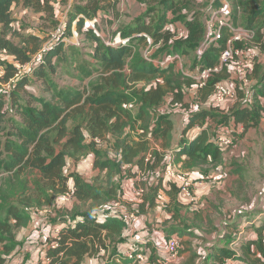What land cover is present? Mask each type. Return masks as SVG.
<instances>
[{
    "label": "trees",
    "instance_id": "16d2710c",
    "mask_svg": "<svg viewBox=\"0 0 264 264\" xmlns=\"http://www.w3.org/2000/svg\"><path fill=\"white\" fill-rule=\"evenodd\" d=\"M118 1L86 0L85 4L79 5V9L75 10L74 18L67 25L69 35L72 34L71 22L75 21L77 31L86 33L94 41L93 57L98 62L99 81L94 85L92 93L84 94L79 91L69 93L68 97H63L61 100V106L40 97H33L32 101L20 103L21 98L18 97L16 91L25 88L26 82L24 78H21L15 84V90L7 101L4 100L2 93L0 95V151L5 152V161L2 159L0 169L5 174L14 176L28 171L36 172L37 176L33 182V199L17 198V201H14L0 193V264H5L12 256L10 254L15 247L16 232L29 222V213L26 209L34 204L41 206L39 204L42 200L49 204L56 198V195L58 201V195L66 190L67 177L64 174V169L67 165L68 154L76 155L89 148V152L92 154L86 158L92 162V167H88L82 161L81 165L87 171L95 166L101 173L107 171V174L111 175L117 171L121 172L123 165L129 166L131 168L129 172L132 174H136L138 170L145 172L153 170L155 167L158 168L165 162L167 150H171L173 122L168 114L158 110L156 112V109H159L168 97L171 98V104L187 108V104L184 102V87L192 88L194 80L185 75V67L182 65L180 68L177 65V60L174 59L166 66H161L159 63L145 59L141 50L137 56L134 48L140 43L143 46L142 49L145 50L147 47L146 35H148L152 38L149 54V58L152 60L163 59L166 54H178L180 59L184 58L188 52L193 51L195 54V49L204 34L203 16L199 17L196 11L199 8L194 6L196 3H191L192 0H144L146 4L144 11L129 23L118 27V34L122 38H128V41L118 46H110L105 42V46L101 45V36H97L90 29H85L84 20L93 19L99 14L105 18L113 14V11L118 12L116 6ZM229 2L232 6L233 23L248 29H255L253 40L258 49V59L253 71L248 74L250 79L248 85L242 87V81L238 77L234 79L236 83L234 104L237 103V106L229 109L231 115L223 112L229 104L222 107L213 106L210 101L214 84L220 80L229 81L232 77L233 73L228 66L213 73L207 84L198 90V98L201 105L204 106L195 111H188L187 115L184 114L182 117L183 126L180 128L181 139L173 150V154L185 156L182 166L189 170L194 167H202L205 164L216 163L221 150L235 142V134L245 133L248 127L255 126L259 122L258 110L260 106L251 102L252 93L245 90V87L248 86L252 89L255 98L264 92V62L262 61L264 57H260L264 54V40L260 33V28L264 25V0H229ZM204 3L210 8L213 4L218 5V0H206ZM13 5L28 7L35 12H52L53 9L50 0H0V51L12 55L20 66L30 61L48 38L41 39L36 34L18 33L14 29V19L11 14ZM106 12L110 15H107ZM169 23L183 24L187 30L186 35L183 38L175 39L172 31L165 30L166 24ZM9 33L18 36L20 39L18 45L7 38ZM228 36L229 32L222 29V38L216 45L210 47L201 56L195 54L199 65L191 70L196 72V69L214 66ZM61 45L58 43L53 49L46 51L43 62H37V72L41 71L43 64L51 62ZM237 45L241 46L242 44L237 43ZM3 64L6 69L3 80L6 81L15 76L18 67L14 64ZM35 71L36 69H33L31 74H34ZM159 78L161 81L158 80ZM142 82L145 84L140 85ZM33 101L39 104V107L33 104ZM208 103H211V107H208ZM129 104L135 108V111L128 107ZM9 110L20 118V125L9 131L3 140L4 123L5 118L9 115ZM74 114H78V120L68 127L67 119ZM227 114L232 119L235 129L231 128V122H221V118L228 117ZM77 117H73L74 120ZM219 126H224L225 132L232 137L231 145L220 147L215 144ZM196 128L198 130H194ZM12 138H15L16 141ZM95 138L99 141L96 142ZM150 138L159 141L162 149L158 150L153 147L150 150ZM102 144H107L109 148L119 154L118 162H114L110 158H106L104 161L98 159L99 149L97 147ZM148 151H151L152 157L150 161L145 162L144 157ZM152 158L153 161H151ZM163 180L165 179L163 178ZM110 184L108 192L111 194L116 191L117 186L113 182ZM71 185L73 197L78 202L91 200L98 206L100 203L97 202L110 198L109 194H102L100 190L80 177H75ZM174 185H172V190L178 189L176 182ZM26 187L25 183L21 184L22 191ZM150 190L151 193L146 194L144 200L149 206H154L157 186L152 185ZM180 205L191 206L181 201L177 202L175 206ZM74 209H78V207L69 209L70 213L61 214L62 216H57L55 220L54 226H59L60 231L55 239L57 247L47 248L46 256L49 258L47 264H83V262L87 264L86 261L89 257L96 260L94 264H138L135 258H117L118 262H110L120 254L122 244L126 240L123 235L127 227L125 220L111 214L107 215L104 220H98L95 217V212L103 208L87 211H80V208L79 211ZM218 223L220 224L219 221ZM176 228L171 227L169 235H178L179 228ZM232 228L233 225L230 224L226 230ZM255 228L253 230L254 237L248 236V238H244V242L236 243L235 246L246 258L255 254L251 252V246H254L261 257L252 259L251 264H264L262 258L264 256V224ZM46 240L48 243L53 241L51 237H47ZM108 246H112L108 260L98 263L97 260L105 255L98 256L99 248L107 250ZM144 247V253L147 254L146 244ZM180 250L184 251L185 247L182 248L180 245L178 252ZM34 251L35 249L32 250V252ZM213 252H217L216 249H213ZM221 252L220 256L218 253L215 259L212 258L213 264H227L229 259L237 261L239 264H246L242 257L230 250L225 249ZM224 258L226 261L222 262ZM154 259L155 255H152L151 260L154 261ZM188 264L197 263L194 260H189Z\"/></svg>",
    "mask_w": 264,
    "mask_h": 264
},
{
    "label": "rangeland",
    "instance_id": "374dc122",
    "mask_svg": "<svg viewBox=\"0 0 264 264\" xmlns=\"http://www.w3.org/2000/svg\"><path fill=\"white\" fill-rule=\"evenodd\" d=\"M85 1L86 0H50V5L53 9L52 12H35L31 8L22 7L20 5H14L12 7L11 14L14 19L13 25L18 33L36 34L39 35L41 39L48 38L45 42L43 41L42 48L37 53L38 59L33 63L32 70L36 69L34 74H31L32 71L19 73L14 79V84L21 78L26 80L25 88L16 91L18 97L21 98L20 103H25L29 100L32 101L33 97H40L51 101L57 106H61V100L63 97H68L69 93H73L74 91L83 92L84 94L86 92L92 93L94 85L99 81L98 62L93 57L95 50L94 41L90 39L86 33H79V31H77L75 21H72L70 26L72 34L69 35L67 31V25L69 21L74 18L75 10L79 9V5L85 4ZM194 1L195 0H192L191 3H196L194 6L199 8V10L196 11L199 17L200 15L203 16L204 20L205 11L208 8L204 3L206 0ZM142 3H145V1L119 0L116 4L118 12L113 11L111 15L106 12L107 15L110 16H106L105 18L99 16L100 14L94 17L98 20L95 24L101 35V45L105 46V41H112L118 34L119 26L122 27L124 24L129 23L134 19L133 17L136 16V13L142 12L145 9V5ZM116 15H118V17H116ZM7 38L17 45L20 43L18 36L12 33H9ZM56 43L62 44L58 53L53 56L50 63L48 62L46 65L43 64L41 71L37 72V62H43L44 54L46 53V51H43V47L50 46L51 44L56 45ZM142 47L140 43L135 46L134 51L136 55L140 53V50L141 54H144L145 50L142 49ZM260 57L263 58L264 54ZM161 60L162 58L156 59V61ZM262 61L264 62V59ZM3 63L14 64L19 67L12 55L0 51V67L3 65L5 69V64ZM181 64L185 67V71L193 72L191 69L198 66L199 62L196 60L194 52L191 51L184 55V58L181 59ZM197 70L198 69L195 71ZM231 76L233 78L238 77L234 73L231 74ZM158 80L161 81V78ZM142 84L145 83L142 82L140 85ZM15 87V85L13 88L10 86L7 90V86L2 83V86H0V95L1 93L3 94L5 101L10 98ZM242 87H244V85H242ZM84 89L86 90L84 91ZM246 89L252 93L251 102H255L260 106L258 110L259 122L255 126L248 127L245 133L235 134V142L233 145L221 150L219 160L216 163L205 164L202 167L190 169L204 178L203 185L197 188L200 191L197 193L198 197L196 203L190 207L180 205L174 206L175 208L173 207V209H167L162 206L161 203L163 202L159 198V194L156 196L155 206H159L163 211L171 212L170 216L171 218L173 217V222L177 224V226L174 227L179 228L178 235L181 240L180 245L182 248L185 247L184 251L180 250L178 252V256L174 261H164V264H188L189 260H194L197 264H213L212 258L215 259L218 253H220V256L222 253L221 251H225V249L242 257L246 264H251L252 259L261 257V254L257 252L254 246H251V252L255 254H252L250 258L244 257L241 250L235 246L236 243H240L241 241L244 242V238L246 239L248 236L253 237L252 230H255L256 226L264 224V92H261L255 98L252 89L248 86L245 87V90ZM184 91V102L187 104V108L171 104V98L168 97L166 101L161 104L159 109H156V112L158 110L161 111V113H166L170 118L172 117L175 120L174 135L182 127L180 123H183L182 117L184 114L187 115L188 111L194 108V106H196L194 110L204 106L200 104L201 101L198 95L196 97L193 91H191V88L184 87ZM33 104L39 107V104L34 101ZM233 104L234 103H230L223 112L231 115V110L229 109L237 106V103ZM210 105L211 103H208V107ZM128 107L135 111V108L131 104H129ZM77 115L78 114H74L68 117V127L78 120L79 116L77 117ZM73 117H77V119L74 120ZM231 120L229 116L227 118H221V122H231V128L233 127V129H235V125ZM18 125H20V118L9 110V115L5 118L3 130L5 135L2 136V139L4 140V136ZM12 139L16 141L15 138ZM157 143L158 142L154 139H149V147L159 146ZM175 144L178 143L173 144L171 142V145ZM97 148L99 149L98 159L100 161H104L106 158H110L114 162L119 161V154L116 153L114 149L109 148L107 144L99 145ZM89 151L88 148L76 155L68 154L67 165L64 169L67 182L69 179L72 183L75 177H80L100 190L102 194H109L110 198L97 202L100 203L98 206H96L94 201L88 200L86 202H78L75 198L67 205L60 201L58 202L56 195V198L49 204L42 200L39 204L41 206H35L36 204L30 206L26 209L29 213V222L21 227L22 229L19 228L17 230L15 247L8 261L13 257L18 260L21 258L27 260L29 252L39 247L38 244L40 241L43 242L44 245L46 242L45 235H48L50 229L54 227L57 216L68 213L70 211L69 209L77 206L78 209L74 210L79 211L80 208V211H87L110 207L114 202L122 199L125 201L124 189L126 184L129 186L132 182V179L128 178L129 176H133L132 172H129L131 168L123 165L121 172L117 171L110 175L107 174V171L101 173L98 168L93 166V168L88 171L80 169L79 173L81 161L83 162L88 155L92 154V152ZM167 152H169L172 157L173 163L177 166V169L181 172L185 171L182 165H178L179 160L176 157L174 158L173 150L168 149ZM4 154L5 152L0 151V166L2 164V159L5 161ZM151 161H153V158ZM164 167L165 162L158 168L155 167L153 170H146L144 175L139 176V185H132V187L138 186L143 190L142 199H144L146 194L151 193L150 187L154 185L157 180H163ZM0 171V193L14 201H17V198L26 200L29 198L33 199L32 194H34V192L32 189H34L33 182L37 178L35 175L36 172L28 171L19 176H14L12 174H5L2 169H0ZM173 180L176 182V179ZM111 182L117 186V189L110 194L108 190L110 189ZM22 183L27 185L24 191H22L21 188ZM133 203L134 202L125 201L123 206L129 211H134L131 208ZM136 210L139 212L144 211L140 205L137 206ZM136 210L134 211L135 213H137ZM30 212H33L34 217H31L32 213ZM39 218H42L39 224L44 223V226H41V228H39V224L36 226V221ZM258 220H260V222H258ZM144 224L148 225V222L144 221ZM230 224L231 226L233 225V228L231 230H226V227ZM248 228H250V231ZM38 231H40V235ZM43 232L45 235L42 234ZM32 233L37 237H33ZM22 245L24 248H21ZM111 249L112 246H108V249L105 250V255L97 260L98 263L108 260ZM213 249H216L217 252H213ZM147 254L151 256L155 255L154 263L157 261L155 247H148ZM151 256L150 262L153 263ZM262 258L264 260V256ZM47 261L48 260L42 262ZM224 261H226L225 258L222 262Z\"/></svg>",
    "mask_w": 264,
    "mask_h": 264
},
{
    "label": "built area",
    "instance_id": "2783aa9c",
    "mask_svg": "<svg viewBox=\"0 0 264 264\" xmlns=\"http://www.w3.org/2000/svg\"><path fill=\"white\" fill-rule=\"evenodd\" d=\"M97 18L92 20L85 19L84 20V28L90 29L97 36H101L99 30L96 27ZM222 29H226L229 32L228 38L225 40V46L220 50L218 61L214 66H205L201 69L199 68L196 72H188L184 70L186 76L192 78L194 80V86L191 88V91L196 95L200 88L204 87L209 81L210 77L213 73L221 71L224 66H228L232 73L238 76V79L242 81L243 85H248L250 79L248 78V74H250L257 62V48L255 47L254 37H255V29H248L241 25H235L232 19V6L229 0H218V5L213 4L210 8L205 11L204 17V34L202 39L199 41L195 54L201 56L204 52H206L210 47L216 45L222 38ZM165 30L172 31L175 39L183 38L186 33V27L177 23L176 25L173 23L166 24ZM76 33V32H73ZM261 38L264 40V25L260 28ZM128 41V38H122L120 34H117L114 39L105 41L107 45L110 46H118L121 44H125ZM147 47L145 48L144 58L147 60H151L154 63H159L161 66H166L168 62L172 60H177V65L182 68L181 59L178 54L171 55L166 54L161 61H156V59L152 60L149 58V54L151 52L150 46L152 45V38L146 35ZM238 44H242L238 46ZM58 44V43H56ZM55 44H51L50 46L43 47V51H50L53 49ZM38 59L37 53L33 55L30 61L20 65L18 67V71L14 77L9 78L4 81L5 69L4 66L0 67V86L4 83L8 88L14 87V79L19 73H25L32 71L33 63ZM235 78L231 77L229 81L220 80L214 84V89L212 92V96L210 101L213 106H226L228 104H232L236 99V83ZM201 104V103H200ZM194 108L191 111H195ZM219 131L217 137L215 138V144L220 145V147H227L231 145L232 137L227 134L224 126H219L217 128ZM140 132V130H139ZM96 142L99 139H94ZM153 147L150 149L152 150ZM152 157L151 151H148L145 154L144 161H150ZM88 165V167H92V162L86 158L83 161ZM140 171H138L139 173ZM163 178L165 180H173L176 179V183L179 189V198L180 201L184 204L194 205L197 201L196 189L201 187L204 183V178L196 173H192L190 171H179L176 165L173 163V159L170 156L169 152L165 154V167L163 170ZM72 183L68 181L66 183V190L58 195V201L69 204L70 201L74 199L73 197V187ZM143 190L136 186L132 189V195L127 196L125 198L126 202H134L138 203L142 199ZM125 201L122 199L120 201L114 202L110 207H105L100 211L95 212V217L98 220H104L107 215H116L120 219L126 221L127 227L126 231L129 234L128 238H126L125 242L122 244V250L120 254L116 257L118 258H135L138 264H164V261H174L178 256V250L180 246V237L177 234H171L165 239L164 248L161 254H157V261L154 263L150 262L149 255L144 253L146 244L141 241L136 245H133L131 240L133 237V233L135 231V227L139 222V215L134 211H129L124 208L123 204ZM42 221V218L37 219L36 226ZM74 222V221H73ZM64 224V223H62ZM44 226L43 224H39V228ZM38 228V229H39ZM60 227L54 226L50 229L49 234L45 235V237H51L53 239L52 242H46L43 245V242L36 247L35 255L38 260L44 259L48 260L49 258L46 256L47 248H55L57 247V241L55 240L59 234ZM140 244V245H138ZM103 248H99L98 256L104 253ZM158 251V249L156 250ZM96 260L93 257H89L86 261L87 264H94ZM227 264H239L237 261L229 259Z\"/></svg>",
    "mask_w": 264,
    "mask_h": 264
},
{
    "label": "crops",
    "instance_id": "0c3cea01",
    "mask_svg": "<svg viewBox=\"0 0 264 264\" xmlns=\"http://www.w3.org/2000/svg\"><path fill=\"white\" fill-rule=\"evenodd\" d=\"M142 4H144L145 8H146V4L145 3H142ZM140 14H141V12L136 13V16H138ZM136 16H134L133 18H135ZM171 120L173 122V130H172V134H171V142L174 144V143H178L179 140L181 139V129L179 131H177V133H175V135H174L175 120L172 117H171ZM181 125L183 126L182 122L180 123V126ZM194 130H198V129L196 128ZM177 138H178V140H177ZM157 142H158L157 144H159V146H152V147H155L156 149H158V150L160 149L161 150L162 148L160 147V143H159V141H157ZM176 146H177V144L172 145L171 147H173V148H171V150H174V147H176ZM173 156H174V158L175 157L178 158V160H179L178 161V165H182L183 164V161L185 159L184 155H178L177 153H175V154H173ZM82 166L83 165L79 166V173H80V169H82L84 171H87L84 168V166L83 167ZM183 169L185 171H189V169H187V168L183 167ZM145 172L144 171L141 172V170H140L139 173L137 171L136 174L133 173V176H129L128 177V178L132 179V182H131V184L129 186L126 184V187L124 189V193H125L124 198H126L127 196H131L132 195V189L134 187V186L132 187V185H134V184L135 185H139V176L140 175H144ZM190 172L196 174V172L194 170H190ZM169 181H171V182H167L165 180L156 181L155 185L157 186V190H156L157 191V196L159 194V198L163 202V203H161L162 206L166 207L167 209H173V207L176 205L177 202L180 203V198H179L178 189L172 190V185H174L175 181L174 180H169ZM177 187H178V185H177ZM199 191H200L199 189H196V194ZM171 199L173 201L172 204H171ZM138 205H140L142 207V209H144V211H140L139 212L138 210H136ZM131 208L134 211L136 210V212L139 215V222L137 223V225L135 227V231H134L133 237H132L133 240H131L132 242L134 241L133 245L134 244L136 245L138 242L143 241V242L146 243V247L147 248L148 247H153V248L155 247L156 250L158 249V251H156L157 254L158 253L161 254L162 251H163V248H164L166 236L169 235L170 232H171V227L177 226V224L173 222V217L171 218V216H170L171 212L169 213V212H167L165 210L163 211L159 206H155V204H154V206H149L148 203L145 202L144 199H141V201L139 203L137 201H134V203L132 204ZM31 217H34V215L32 214ZM31 221H32V218H31ZM144 221L148 222V225H145ZM176 229H178V228H176ZM45 230H47V229H45ZM249 231H250V229H249ZM38 233H39V235L41 234L40 231H38ZM252 233L255 236L253 230H252ZM42 234L44 235V232ZM123 235H124L125 238H128V236H129V234L127 233L126 230H125ZM32 236L34 237L35 234L32 233ZM35 237H37V236H35ZM41 243L42 242L40 241V243L38 245H40ZM23 245L21 246V248H24ZM27 252H29V251H27ZM11 255H12V253H11ZM17 262L19 264H37V262H39V261L36 258L35 251L34 252L30 251L27 260H25L23 258L18 260V259H15V257H13L10 261H7L5 264H16ZM110 262L111 263H113V262L116 263V262H118V260L114 259V260H110Z\"/></svg>",
    "mask_w": 264,
    "mask_h": 264
},
{
    "label": "clouds",
    "instance_id": "9594fccd",
    "mask_svg": "<svg viewBox=\"0 0 264 264\" xmlns=\"http://www.w3.org/2000/svg\"><path fill=\"white\" fill-rule=\"evenodd\" d=\"M151 148H152V147H151ZM154 149H155V148H154ZM138 171H140V170H138ZM30 213L33 214V212H30ZM32 214H31V215H32ZM104 253H105V252H104ZM104 253H103V254H104ZM10 255H11V254H10ZM117 258H118V257H116V260H117ZM38 261H39V262H37V263H40V262H41L42 264H47V263L49 262V259H48L47 262H42V261H44V259H41V260H38Z\"/></svg>",
    "mask_w": 264,
    "mask_h": 264
}]
</instances>
